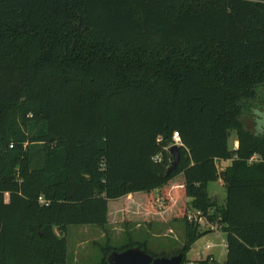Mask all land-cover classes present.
Listing matches in <instances>:
<instances>
[{
  "label": "trees",
  "instance_id": "obj_1",
  "mask_svg": "<svg viewBox=\"0 0 264 264\" xmlns=\"http://www.w3.org/2000/svg\"><path fill=\"white\" fill-rule=\"evenodd\" d=\"M258 109L264 0H0V264H64L67 226L135 221L129 195L183 221L181 264L211 231L190 211L224 232L221 264H264ZM133 246L172 255L131 240L100 264Z\"/></svg>",
  "mask_w": 264,
  "mask_h": 264
},
{
  "label": "rangeland",
  "instance_id": "obj_2",
  "mask_svg": "<svg viewBox=\"0 0 264 264\" xmlns=\"http://www.w3.org/2000/svg\"><path fill=\"white\" fill-rule=\"evenodd\" d=\"M258 127L256 131L264 130V109L255 111ZM248 128L252 123L247 122ZM236 135L232 133L229 138V145L236 146ZM218 168H223L221 161ZM178 181V178L176 179ZM215 192V197L219 203H223L225 190L219 181L211 182L208 185V191ZM120 218L116 217L108 222L105 228L92 224L69 225L66 229L67 239V256L64 264H100L103 255L102 250L107 245L120 248L129 241H145L148 250L155 254H172L182 247L185 240L184 223L180 219L178 221H162L151 230L149 225L139 221V225L134 223H124ZM168 224V225H167ZM213 229L203 233L191 246L186 257L189 264H196L200 258H206L212 255L218 264L225 260V234L218 227L217 223L212 224ZM170 228L171 230H167ZM204 225L201 226V229Z\"/></svg>",
  "mask_w": 264,
  "mask_h": 264
},
{
  "label": "water",
  "instance_id": "obj_3",
  "mask_svg": "<svg viewBox=\"0 0 264 264\" xmlns=\"http://www.w3.org/2000/svg\"><path fill=\"white\" fill-rule=\"evenodd\" d=\"M173 160L172 167H175L179 160L178 145L172 144L169 147ZM183 255L176 253L170 256H153L145 249L138 246L129 247L121 251L113 250L107 255V264H181Z\"/></svg>",
  "mask_w": 264,
  "mask_h": 264
},
{
  "label": "crops",
  "instance_id": "obj_4",
  "mask_svg": "<svg viewBox=\"0 0 264 264\" xmlns=\"http://www.w3.org/2000/svg\"><path fill=\"white\" fill-rule=\"evenodd\" d=\"M236 142H237V140H236ZM237 145H238V143L234 147L231 146V148H236ZM221 163L222 164L224 163L223 164L224 165L223 168H224V167H226L229 164V160H223V161H221ZM219 183H220V185H222V182L221 181H219ZM209 194L212 195V196H214L215 195V192L211 190V192H209ZM186 201H188V200L186 199ZM126 209H127V212H128L129 217H131V216H134L135 217V219H134L135 221L128 222L127 224L137 222L136 225H139V221H143L144 224L149 225L150 229L152 230L154 228V224L156 225L158 223V221H159V219L151 220L150 217H151L153 211H149V210H146L144 208H140L139 209L137 207V205H135V203H134V201H133V199L131 198L130 195L126 198ZM154 213L156 214L157 212H154ZM162 221H167V220H162ZM167 223L170 224V221H167ZM167 230L169 231L171 229L168 228Z\"/></svg>",
  "mask_w": 264,
  "mask_h": 264
},
{
  "label": "built area",
  "instance_id": "obj_5",
  "mask_svg": "<svg viewBox=\"0 0 264 264\" xmlns=\"http://www.w3.org/2000/svg\"><path fill=\"white\" fill-rule=\"evenodd\" d=\"M173 141H174V144H180V138H179V135L177 133L173 134ZM254 159H256V156H252L251 160H254ZM187 218L190 221H194V222L199 223L201 226L202 225H204L205 227L207 226L206 229H210V230L213 229V226H211L212 224L210 222H208L204 217H201L199 215V212L190 211V212H188ZM224 243H225V241H224Z\"/></svg>",
  "mask_w": 264,
  "mask_h": 264
}]
</instances>
